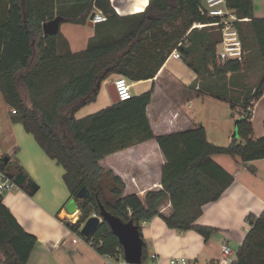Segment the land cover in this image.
<instances>
[{
    "label": "trees",
    "instance_id": "16d2710c",
    "mask_svg": "<svg viewBox=\"0 0 264 264\" xmlns=\"http://www.w3.org/2000/svg\"><path fill=\"white\" fill-rule=\"evenodd\" d=\"M202 1L149 0L142 11L118 15L109 0H0V93L10 106V119L20 123L63 167L69 199L83 186L90 193L88 198L76 199L80 211L76 222L62 221L71 231L79 233L80 224L102 205L139 229L143 219L160 216L172 229L193 228L207 239L215 229L194 221L203 205L218 199L234 179L211 156L224 153L239 156L242 162L264 158V132L254 138L249 110L264 91V18L253 16L252 0H226V4L238 17L247 18L236 25L243 46L244 24L249 25L261 65L259 80L235 103L207 85L212 96L228 102L232 116L235 105L241 106L234 120L236 137L228 144L207 140L200 123L188 130L154 135L146 114L153 83L147 90L87 116L75 115L76 110L95 100L101 84L112 74L132 82L153 80L174 48L198 76L237 74L244 60L215 65L218 31L212 40L200 33L209 26L192 27L194 23L214 22L215 18L201 14ZM93 7L102 11L105 19L94 23V35L86 48L70 50L60 30L54 35L43 34L42 23L56 15L67 22L86 23ZM175 21H179L178 26L172 25ZM195 33L200 34L198 39ZM197 47L200 51L190 56ZM148 139L158 143L165 163L160 173L161 188L148 191L144 205L135 194L122 196V179L101 167L99 159ZM8 164L0 159L2 171L10 175L22 172L19 166L14 171ZM20 187L28 191L26 186ZM163 197L169 199V215L158 211ZM246 220L250 228L235 253L234 264H264V212L248 215ZM97 226L90 237L93 248L108 258L121 255V246L105 222ZM35 243L36 237L19 225L0 195V264H27ZM145 251L144 246L141 264H146Z\"/></svg>",
    "mask_w": 264,
    "mask_h": 264
},
{
    "label": "crops",
    "instance_id": "0c3cea01",
    "mask_svg": "<svg viewBox=\"0 0 264 264\" xmlns=\"http://www.w3.org/2000/svg\"><path fill=\"white\" fill-rule=\"evenodd\" d=\"M109 1L118 15H129L142 11L149 0ZM252 6L253 16L264 18V0H252ZM91 11L102 13L96 7H93ZM88 21L89 18L87 23ZM65 25L62 36L67 41L69 49L74 51L70 46L72 41L66 37L70 31L68 26L70 24L65 23ZM79 25L83 26L80 23L74 26ZM86 26L91 30L86 31V37L82 41L84 45L94 35V23ZM172 51L166 62L156 72L153 80L137 82L130 80L131 87L141 84L143 88H146L153 83L154 93L146 106L152 132L154 135L173 133V131L188 130L200 123L205 128L207 140L221 146L228 144L233 137L235 127L234 121L233 129L231 126L235 117L231 115V109L230 117L226 116L224 124L219 126L209 124L205 119L197 117L196 111H193L196 107L192 108L197 97L203 100L219 99L212 96L207 88H200V76L184 61L178 49L179 57H175ZM246 51L244 46V59ZM172 57L180 59L192 70L194 74L192 82L188 84L183 82L186 79H182L181 76L187 75L184 67H182L184 72L178 74L181 78L167 69ZM115 78L116 75L112 74L105 81L113 82ZM161 78H165V81L162 82ZM236 83L239 84V82ZM97 97L98 95L95 99ZM109 101V104L102 108L112 103L111 98ZM219 101L228 105L227 101ZM89 103L76 110L81 114L75 113V115L84 117L94 112L82 109ZM253 108L250 121L253 136L256 138L262 136L264 132V91L253 103ZM9 112L10 106L0 93V159L6 157L9 168L14 171L19 166L22 173L37 186L35 190H31L29 186L24 185L27 191L15 184V187L9 191L0 193L3 204L13 214L19 225L36 237V243L28 256L27 264H106L108 259L82 238L78 237L75 243L72 242L75 233L62 221H68L71 218L75 220V213L78 211L74 213L65 211L64 207L70 200V194L62 178L63 167L40 148L33 135L23 129L20 123L11 121ZM211 157L234 176L233 181L218 199L203 205L201 214L194 221L196 224L212 227L215 231L204 239L193 228L179 231L168 227L160 216L143 219L139 225L141 238L145 243L146 264H170V260H179L182 257L186 259L187 264H215L221 258L223 244H228L231 249L230 256L235 262V253L250 228L246 217L264 212V158L242 162L239 156L224 153L213 154ZM164 163L165 158L154 139L141 141L99 159L101 167L110 169L113 174L122 179L124 183L122 196L135 194L144 205L148 191H158L161 188L160 173ZM5 173L10 176L7 172ZM157 208L161 213H170L172 208L168 197H163Z\"/></svg>",
    "mask_w": 264,
    "mask_h": 264
},
{
    "label": "rangeland",
    "instance_id": "374dc122",
    "mask_svg": "<svg viewBox=\"0 0 264 264\" xmlns=\"http://www.w3.org/2000/svg\"><path fill=\"white\" fill-rule=\"evenodd\" d=\"M65 23L70 24V25H68L70 28L69 29L70 31L68 32L66 37H68V39H70V41H72V43L70 45L71 48L74 51H78V50H82V49L86 48L87 44L84 45L82 41L86 37L87 29L91 30L88 26H86L88 23L87 22L84 24L80 23L83 26H81V25L74 26L77 23L67 22V21L63 20L60 23L62 25L59 26L61 35H62V32H64V28L66 26ZM172 25L178 26L179 21H175ZM76 27H83V28H76ZM167 30L171 31V29H169V28H167ZM200 33L204 34L206 36L208 35V37H211L212 40L215 39V37H217L216 36V30L214 28L206 27L205 29L200 31ZM199 35H200L199 33H195L194 38L198 39ZM244 40H245V47H246L247 51H246L245 59L242 62V69L239 72H237V74H227L226 76H221V77H216V76L214 77V76H209L206 74L200 75V77H199V79L201 81L200 82V84H201L200 88L205 89V88H207V85H212V89L214 91H216L218 93H223L224 95H227V97L229 99H231L233 103L237 102L238 100H241L243 98L244 94L248 93V91L253 90V88L256 85L257 81L259 80L262 72H261L259 56L257 54V47L251 38L248 24H244ZM200 49H201V47L195 48L192 55H190V56H194V54L198 53L200 51ZM218 49H220V48H218ZM191 58L193 59V57H189L190 60H191ZM183 63L184 62L181 61L180 59L172 57L171 61H169V63H168L167 69L172 71L173 74L176 75L178 78H181V77H182V79L185 78L186 80H184L183 82L188 84V82H192V77L194 74L192 73V70L189 67H186ZM180 65H181V67H180ZM182 67H184L186 69L187 75H183L180 77V75H178V74H181L184 72V68L182 69ZM160 80L163 82V81H165V78H161ZM235 82H239V84L235 86L234 85ZM108 83H111V82L106 80L105 83H103L99 89L97 99L91 101L88 105H86L82 109H89L88 112L89 111L96 112V111L102 109V107H104V105L109 104L110 98H109V94L107 91V84ZM140 88H143V86L141 84H137L136 86H132L130 88V91L133 95H134V93L137 94L138 92H142V91H145L148 88H150V84L146 88L145 87L143 89H140ZM155 98L156 99L158 98L157 94H156ZM154 102H155V99H154ZM193 106H195L196 108L194 109ZM192 108H193V111H196L195 115L197 117L203 118V119H205V121H208L209 124H216L217 126L224 124L223 122H224V119L226 118V116H228V118L230 117V107H228V105L226 103L220 102L219 100H216V99H214V100H207V99L203 100L201 97H197L194 101V104L192 105ZM240 110H241L240 104L235 105V108H233V112L235 114L234 119H236L237 113ZM79 113L80 112H76V114H79ZM234 119L231 122L232 123L231 124L232 129L234 126V123H233ZM234 138H235V136H234ZM93 212H96V211H93ZM96 214L98 215V212H96ZM162 214H164V213H162ZM169 214L170 213L164 214V215H169ZM74 237L82 238L81 235H79V234L74 235Z\"/></svg>",
    "mask_w": 264,
    "mask_h": 264
},
{
    "label": "built area",
    "instance_id": "2783aa9c",
    "mask_svg": "<svg viewBox=\"0 0 264 264\" xmlns=\"http://www.w3.org/2000/svg\"><path fill=\"white\" fill-rule=\"evenodd\" d=\"M201 14H207L210 17L215 18L214 22L209 23H194L192 27L196 28H203V26H209L213 27L216 31H218V45L215 53V65L220 66L221 64L227 62L228 60H238L240 62L244 59V46L243 41L240 39L239 31L236 25V22H245L247 21V18H240L237 16L234 9H231L227 6L226 0H203L202 4L199 6ZM105 19V15L102 13H93V17L91 18V21L93 23L103 22ZM180 45V43H178ZM220 48V49H218ZM172 54L175 57H179V53L177 51V48H174L172 51ZM114 89L117 93V96L119 98V101H122L124 99H128L133 96V94L130 91L131 83L129 79L126 76H116V78L113 80ZM250 112L253 114L254 108L249 109ZM15 187V183L13 179L4 171L0 169V193L3 191H9V189ZM76 212V219L73 218L69 219V223H75L80 215V211L77 209ZM93 214H96V212H92L91 216ZM83 222L80 224V228L82 226ZM75 233V232H74ZM81 235L80 231L79 233L76 232L74 235ZM92 236V235H91ZM84 237L81 235V237L84 238H90ZM83 239V238H82ZM77 238H73L72 242L75 243ZM91 246L93 245V239L90 238V240L87 242ZM100 244V242H99ZM93 247V246H92ZM231 249L228 246V244H223L221 247V258L215 263V264H233L234 260L230 256ZM105 256V255H103ZM153 257V256H151ZM107 260L106 264H129L126 262L122 255L119 258V255L116 258H108L105 256ZM187 264L186 259L183 257L179 260H170V264Z\"/></svg>",
    "mask_w": 264,
    "mask_h": 264
},
{
    "label": "water",
    "instance_id": "95a60500",
    "mask_svg": "<svg viewBox=\"0 0 264 264\" xmlns=\"http://www.w3.org/2000/svg\"><path fill=\"white\" fill-rule=\"evenodd\" d=\"M93 13L89 17L88 24L91 26ZM63 21L61 15H56L53 19L45 21L42 23V29L44 35H54L59 29V24ZM107 91L110 95L112 103L118 102L119 98L114 89L113 82L107 84ZM236 137V129L234 127L233 137ZM3 163L7 162V158L3 157ZM14 183L17 186L27 185L31 190H35L37 186L30 181L21 171H16L14 174L10 175ZM76 197L70 199L65 204V211L68 213H74L77 210L76 199H85L90 196L86 187H81L76 193ZM98 215L93 214V216L86 219L83 223L82 228L80 229V234L84 237H89L93 234V231L98 227L97 225L103 221L106 226L109 227V230L116 236L117 242L121 246V255L123 259L129 264H141L143 248L145 243L142 241L140 236L139 226L133 224L131 220L123 222L119 217L111 213L110 211L105 210L102 205L98 207Z\"/></svg>",
    "mask_w": 264,
    "mask_h": 264
}]
</instances>
